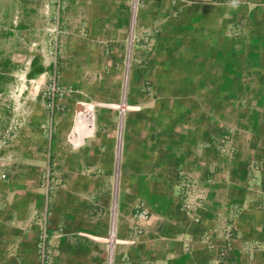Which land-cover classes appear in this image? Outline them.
<instances>
[{"label":"crops","instance_id":"0c3cea01","mask_svg":"<svg viewBox=\"0 0 264 264\" xmlns=\"http://www.w3.org/2000/svg\"><path fill=\"white\" fill-rule=\"evenodd\" d=\"M90 1L99 15L95 26L87 27L86 39L99 41L108 61L122 59L128 1ZM61 3L63 26L55 56L66 62L74 60L68 48L84 38L85 3ZM131 4L130 26L136 1ZM41 10L33 0L20 7L18 22L2 29L18 43V74L25 77L39 71L34 63L40 60L37 45L45 36ZM138 16L137 33L149 40L144 56L152 90L163 100L141 102L137 111L128 113L121 148L123 113L137 108L123 100L114 161L110 136L104 151L96 136L85 149H70L68 142L81 143L94 124L90 108L77 112V107L67 131L61 123L70 115L65 95L57 98L54 133L47 130L42 103H33L28 128L23 125L24 134L14 135L12 141L35 144H24L18 158L28 162L47 151L48 161L52 159L63 175L53 216L60 215L66 228L81 227L86 217L89 233L106 243L107 264L119 241L115 227L121 236L128 235L124 216L138 204L148 208L149 218L114 264H264V0H151ZM123 77L124 99L126 78L134 89L140 76L131 70ZM31 146L36 147L33 153ZM25 164L31 166V161ZM16 167L14 174L22 169ZM185 177L195 180L204 196L198 221L179 209L178 182ZM15 179L0 183V264H40L35 256L37 227L30 222L28 206L22 205ZM98 216L100 222L93 228ZM227 232L229 245L220 257ZM90 259L76 264H100V255Z\"/></svg>","mask_w":264,"mask_h":264},{"label":"rangeland","instance_id":"374dc122","mask_svg":"<svg viewBox=\"0 0 264 264\" xmlns=\"http://www.w3.org/2000/svg\"><path fill=\"white\" fill-rule=\"evenodd\" d=\"M58 1L34 0V3L37 2L38 6L42 8L41 11L44 12L41 15V19L44 22L43 31H45V36L40 37L39 44L37 45L40 60L34 63V69L39 71L33 76L25 77L18 74L19 69L22 68V63L17 60L18 57L16 55L18 43L14 39L11 41V37H6L2 29L6 23L18 22L20 20V7L33 4V0H0V183L10 182L15 177V180L20 185L18 196L23 197L22 205L28 206L27 212L31 215L30 222H34L37 227L35 239V256L37 261L42 258L44 264H76L81 261H91V257L93 259L97 255H100V264H107L106 243L96 240L89 233V222L86 221V217H84L83 221V225L86 226L82 225L79 227V225H76L73 228H66L60 215L56 214V217L53 216V204L56 193L59 187L63 185V175L58 165H55L52 159L48 161L47 151H44L40 158L32 156L28 161L29 163L31 161V166L25 164L28 162L18 158V151L27 147L24 144L34 145L35 143H28L27 141L18 143L12 141V139L14 135L24 134L23 125L28 128L29 123H26V121H28L32 105L36 101H40L44 110H46L48 132H55L57 121L55 122L54 120V112L60 110V108L57 99L54 101L52 108H50L47 105L46 98L48 87L54 82V84L68 87V90L60 96L63 97L65 95L66 105L70 111V115L68 118L66 116L65 122H61L63 126L67 127V131L72 125L77 107V112L90 108L93 115L94 125L92 133L85 136L79 144L68 142L70 149L73 151L85 149L87 145L92 143L91 139H94L96 136L99 141L97 142L98 147L104 151L108 144L107 138L110 136L113 145L112 160L114 161L117 119L119 107L123 103V100L128 104L135 105L137 108L125 110L123 113L120 131L121 148L122 130L128 113L130 111H137L139 109L138 104L141 102L163 100L160 94L152 90L150 64L145 60L144 56L149 50V44H147L149 42L148 37L146 38L142 34L137 33L138 15L141 6L151 0H135V19L132 26H130L132 4L131 0H127L126 32L120 45L122 59L115 61H108L103 57V50H101L102 47L99 41L86 39L88 38L86 36L88 33L87 27L95 26V18L99 15V11L95 9L90 0H82L85 3L83 5V20L81 21L85 32V34H82L84 38L79 42L73 43L68 48L70 52L69 57L74 60L61 62L57 54L53 58V66L49 62L50 58L46 55V51L51 47L50 44L54 42L55 37L57 38V44H59L58 34L62 29L63 19L61 18L62 0ZM51 28L55 29L51 30ZM129 32L131 36L128 38ZM58 49L60 48L58 47ZM131 70H135L138 73L140 83L137 88L129 89L128 79L126 78V90L123 99L124 71L127 72L128 77V73ZM32 79H35L37 82H33ZM103 103H114L116 107L100 105ZM30 131L34 130L30 129ZM31 148V152L33 153L36 147L31 146ZM87 150L90 155V148H87ZM70 162H73V157H70ZM16 164L22 169L17 174H14L12 171H15L17 168ZM78 195L80 197V193ZM37 200L38 204H35ZM139 205L142 204H138L137 206ZM107 207L109 208V204H107ZM145 208L148 211V208ZM106 212H109L108 209ZM129 214L130 211L124 216L125 228L128 231V235L121 236L115 227V237L119 241L113 244L111 264L115 263L117 254L124 247L130 245V242L133 241V236L142 232L145 222L142 223L139 231H134ZM77 216L81 217L80 215ZM99 217L101 216L96 217L95 221H92L91 225L93 228L96 224H99ZM43 223L47 229V237L44 242V248L41 250L38 245V233ZM103 224L104 236H106L109 227V213L106 215ZM61 238L63 242L59 241ZM86 240H91L94 243L88 245Z\"/></svg>","mask_w":264,"mask_h":264},{"label":"built area","instance_id":"2783aa9c","mask_svg":"<svg viewBox=\"0 0 264 264\" xmlns=\"http://www.w3.org/2000/svg\"><path fill=\"white\" fill-rule=\"evenodd\" d=\"M54 29L55 28H51V30H54ZM56 46H57V43L54 41L53 47H50L46 51V55L51 60V61L49 60V62H51L53 66H54L53 58L55 56ZM32 81L37 82L35 79H32ZM67 89L68 87H63L61 85H57V84H54V82H52L50 86L48 87V91L46 95L47 105H49V107L52 108V105H54V101L58 97L62 96ZM224 141H225L224 137H221L220 142L218 144L219 148L221 149L223 148ZM178 196H179V203H180L179 204L180 211L185 216H187L191 221H198L200 216H199L197 209L201 205V202L204 198L198 183L195 180L187 178V177L180 179L178 182ZM129 216L131 219L132 229L134 231H139L142 223L145 222L146 219H148L149 213L144 206L139 205L130 211ZM229 235L230 233L227 232L226 233V237H227L226 243L224 247H222L219 251L220 257L225 256L226 248L229 245L227 241L229 238ZM46 237H47V229H46L45 224L43 223V226L38 233V245L41 248V250L44 248V242L46 240ZM40 262L41 264H44L42 258L40 259Z\"/></svg>","mask_w":264,"mask_h":264},{"label":"bare ground","instance_id":"6f19581e","mask_svg":"<svg viewBox=\"0 0 264 264\" xmlns=\"http://www.w3.org/2000/svg\"><path fill=\"white\" fill-rule=\"evenodd\" d=\"M108 244H109V242H108Z\"/></svg>","mask_w":264,"mask_h":264}]
</instances>
